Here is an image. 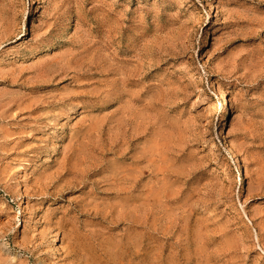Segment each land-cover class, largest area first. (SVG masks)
<instances>
[{
    "label": "rangeland",
    "instance_id": "374dc122",
    "mask_svg": "<svg viewBox=\"0 0 264 264\" xmlns=\"http://www.w3.org/2000/svg\"><path fill=\"white\" fill-rule=\"evenodd\" d=\"M0 264H264V0H0Z\"/></svg>",
    "mask_w": 264,
    "mask_h": 264
},
{
    "label": "bare ground",
    "instance_id": "6f19581e",
    "mask_svg": "<svg viewBox=\"0 0 264 264\" xmlns=\"http://www.w3.org/2000/svg\"><path fill=\"white\" fill-rule=\"evenodd\" d=\"M129 183H130V182H129ZM125 184H126V183H125ZM58 238H59V237H58ZM56 239H57V238H56ZM59 239H60V238H59ZM57 240H58V239H57ZM59 243H60L59 241H58V242H57V241L54 242V246L57 247V246L59 245ZM94 259H95V258H94Z\"/></svg>",
    "mask_w": 264,
    "mask_h": 264
}]
</instances>
